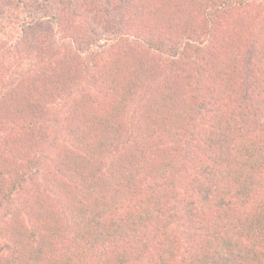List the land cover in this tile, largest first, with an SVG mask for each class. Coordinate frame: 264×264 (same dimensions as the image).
Segmentation results:
<instances>
[{
  "label": "trees",
  "instance_id": "obj_1",
  "mask_svg": "<svg viewBox=\"0 0 264 264\" xmlns=\"http://www.w3.org/2000/svg\"><path fill=\"white\" fill-rule=\"evenodd\" d=\"M43 1L72 47L57 58L24 36L16 53L38 63L0 73V264L264 262V15L256 27L243 11L264 0H130L109 18L139 35L86 41L84 21L105 24L99 0ZM83 73L92 90L50 132L49 103Z\"/></svg>",
  "mask_w": 264,
  "mask_h": 264
},
{
  "label": "rangeland",
  "instance_id": "obj_2",
  "mask_svg": "<svg viewBox=\"0 0 264 264\" xmlns=\"http://www.w3.org/2000/svg\"><path fill=\"white\" fill-rule=\"evenodd\" d=\"M59 1H61V3L67 2V0ZM129 1L130 0H119L120 4L116 5L113 8L108 7L107 9L106 0H99L100 4H102L104 8L102 19H104L105 21V31L103 30L104 27L102 23H99V20L91 19L88 21H84L83 25L80 26L83 35L79 37L86 41L88 38L96 37V35L99 34L103 35L104 33L106 35L109 30L111 31V36H114V34L125 35L126 32L130 36L139 35L137 32H135L133 27H129L128 25H126V23H124V19L121 20L120 18H116L113 22V18H109V15L111 14L110 10L113 11L114 8L120 7L119 12H121L123 7H125L126 3H129ZM43 2V0H0V12H2V14H5V9H7V13L10 16H6L5 14L4 17L9 20L14 31L12 34L7 33L6 35L0 36V73L4 72L6 75H11L13 77V74H10L11 70L18 71L20 69H23V71L25 72H30V70L34 69V64L38 63L37 60H35L33 64L28 67L26 56L24 54L20 55L16 53L19 45L20 49L23 48L24 42H21V39L24 36L27 40H29V42H34L35 39H39L41 41L51 43L59 50V52H55L57 54V58H62L72 47V44L70 45L69 43V39H62V36L66 35V33L60 32L61 30H59V27H57L55 24H53V22H51L50 19H48V16H50L49 14L51 12H56L57 7L53 9L52 4L47 6L46 3ZM74 6L75 3L73 0H71L69 8L73 10ZM260 8H263V6L261 5ZM125 11L123 13H125ZM243 11L251 12L253 14L252 20L255 23L256 27H258L260 18L256 16L258 13L260 14V17L263 16L264 10L262 12H259L258 10L249 7L244 8ZM41 16H43L44 18H41ZM28 21L32 25H28ZM205 29L206 27H200L198 29V32L204 33ZM198 32L195 31V33ZM255 32L256 31H254V33ZM199 36V40L205 38V34ZM25 43L28 44L27 42ZM248 50L249 52L243 59L244 65L242 68H244L245 66L244 72H250L252 65L255 63V52H253V48ZM251 52H253L254 55H251ZM41 58H43V61L39 65H41L46 60V56H42ZM70 64L73 67H77L81 63L75 60L73 62L70 61ZM80 77L81 82L74 84L73 88L70 91L60 94L59 97L54 98L49 103L47 107V113L50 120V132H54L59 128L63 116L66 113L68 106H70L73 97H75L77 93L90 92L92 90V86L87 79L89 78V75L87 73H83V75H81ZM156 79L157 78L155 77L153 83H155V85H158L159 80L157 81ZM137 104L138 100L136 101V99H133V101L128 103L126 108L124 109L123 114L127 121L131 120L132 115L135 113ZM196 118H198V125L194 127L195 132L203 131L202 128H204L205 126V119H200L201 117L199 116ZM262 120L263 119H261V121ZM256 121L260 122V119L257 118ZM254 193V201L252 203L256 204V208L262 211L264 216V168L263 173L259 175V178H257L254 183ZM3 213H5L4 210L0 211V217ZM180 252H182V249L180 250ZM243 264H264V262L260 260L259 256L252 254V257L248 258L247 262L244 261Z\"/></svg>",
  "mask_w": 264,
  "mask_h": 264
}]
</instances>
